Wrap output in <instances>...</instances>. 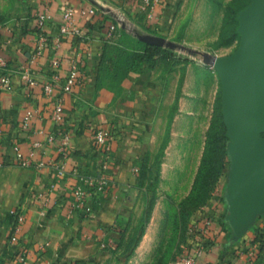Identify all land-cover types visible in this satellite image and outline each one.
I'll return each instance as SVG.
<instances>
[{
	"label": "crops",
	"instance_id": "1",
	"mask_svg": "<svg viewBox=\"0 0 264 264\" xmlns=\"http://www.w3.org/2000/svg\"><path fill=\"white\" fill-rule=\"evenodd\" d=\"M191 1L153 0L151 7L144 8L142 0H0V56L13 79L11 90L0 91V157L5 160L0 166V264H19L16 247L10 241L13 222L9 215L16 208L25 213L20 241L46 244L44 253L32 257L29 264H60L65 260L103 264L108 252L98 245L102 227L116 225L120 232L114 235L118 239L122 227L125 229L138 214L139 172L134 168L142 169L146 156L156 155L161 148L181 72V96L162 166L163 177L168 164L181 168L182 179L170 181L176 191L185 192L181 198L188 193L201 162L217 98V73L205 65L170 59L161 50L144 76L126 60V54L143 49L138 34L187 43L191 26L182 35L181 30ZM67 4L76 9L80 35H69L54 47L52 41L59 35ZM92 7L97 9L94 16H81L80 9ZM44 10L51 12L52 19L43 31L47 36L44 49L30 65L40 84L30 88L14 71L26 65L41 44L36 15ZM113 23L117 29L108 36ZM131 26L138 29L135 34ZM55 55L62 59V79L73 56L77 55L81 64L78 82L63 96L62 128L70 134L65 155L59 150L58 138H46L59 127L51 120L52 101L42 90V83L53 75L50 62ZM58 93L59 89L55 90V95ZM29 108L39 110L40 115L25 128L22 120ZM99 125H110L114 130L105 169L113 183L94 199L92 213L68 215L75 179L68 174L58 176L55 165L63 163L67 172L79 167L94 173L104 158L92 138L93 129ZM35 141L40 143L35 146ZM23 159L28 164H21ZM40 162L46 164L41 166ZM186 174L189 184L182 190Z\"/></svg>",
	"mask_w": 264,
	"mask_h": 264
},
{
	"label": "rangeland",
	"instance_id": "2",
	"mask_svg": "<svg viewBox=\"0 0 264 264\" xmlns=\"http://www.w3.org/2000/svg\"><path fill=\"white\" fill-rule=\"evenodd\" d=\"M182 1L179 0L178 4ZM251 1L192 0L188 16L183 24L184 31L191 26L187 35L188 42L184 43L181 39H170L186 47L172 49V53L175 55L173 59L175 61L188 60V62L198 65H205L209 70L216 72L213 67L202 61V57L198 53H191L188 49L209 51L218 55L233 52L238 47L240 40V33L239 35L234 33L236 24H238L237 29L239 27L238 15ZM120 26L119 24V28ZM130 29L134 34L138 31L135 26H131ZM164 48L167 49V47ZM221 93L222 85L218 76V102L219 100L221 102ZM175 109L173 116L176 112ZM172 121L173 117L171 121L168 119L163 134V139L166 134L168 136L166 141L171 136ZM229 141L230 139L225 140V143H214L213 149L204 159V164L198 165L191 187L183 198L181 196L185 192L176 191V187H173V183L170 181V179L178 177L182 179L181 168L168 164L165 166V177H163L162 155L165 152L164 148L162 153L159 149L160 151H157L156 155L148 154L143 160V174L137 180L140 195L138 214L124 227L125 229L122 227V235L117 239L116 247L108 251L106 258L103 259V264H173L180 259L186 247L187 235L184 227L186 219L191 217L193 221L202 223L205 216L214 220L212 226L217 233L215 235L216 242L210 250L202 255L199 261L217 259L213 264H247L248 259L242 256L241 252L238 255V252L249 247L255 233L262 231V236H264V215H260L256 219L254 225L240 241L232 240L231 229L225 221L227 209L225 194L230 171ZM205 142L206 133L204 147ZM195 177V187L192 189ZM188 184L189 180H187L186 174V178H183L181 182L182 190L187 189ZM176 186H178V182H176ZM258 257L263 259L259 264H264V252L258 253Z\"/></svg>",
	"mask_w": 264,
	"mask_h": 264
},
{
	"label": "water",
	"instance_id": "3",
	"mask_svg": "<svg viewBox=\"0 0 264 264\" xmlns=\"http://www.w3.org/2000/svg\"><path fill=\"white\" fill-rule=\"evenodd\" d=\"M240 40L229 54L188 49L217 72L223 120L229 136L230 171L225 221L240 240L264 215V0H252L238 15ZM141 41L186 48L161 35L138 34Z\"/></svg>",
	"mask_w": 264,
	"mask_h": 264
},
{
	"label": "built area",
	"instance_id": "4",
	"mask_svg": "<svg viewBox=\"0 0 264 264\" xmlns=\"http://www.w3.org/2000/svg\"><path fill=\"white\" fill-rule=\"evenodd\" d=\"M143 7L149 8L153 5V0H142ZM80 14L83 17H92L97 13V9L82 8ZM52 19V14L49 10H44L36 15V25L39 28L41 44L39 45L36 53L32 54L28 63L15 69L14 72L18 73L21 81H23L30 88H35L39 85V79L31 71V63L42 53L45 43L47 42V36L43 33L46 23ZM76 9L74 5L67 4L64 8L62 20L59 26V35L52 41L54 47L59 46L62 39L69 35L78 36L80 35L79 28L76 24ZM117 29V24L113 23L109 25L108 36H111ZM78 55V54H77ZM73 56L68 64L67 71L64 78L62 79L59 73L62 59L60 56H53L51 59V67L53 68V75L42 83V90L44 94L52 101L51 120L58 125L57 130L52 131L46 135L48 141H53L56 138L59 139V150L65 155L69 149L70 134L69 131L62 128L63 124V96L64 93H70L73 87L78 82L81 76V64L78 56ZM13 88V79L10 71L6 69V61L0 56V91L11 90ZM59 89V93L55 95V90ZM40 111L29 108L25 111L22 124L23 127H28L37 117H39ZM114 130L110 125H99L92 131V138L95 146L103 153L104 158L100 162V166L94 173L89 172L85 169L75 167L68 171L65 169L63 163L55 165V169L58 176L73 177L75 179L71 187V196L68 206V215L73 213H81L83 215H89L93 212V201L100 194H104L108 191L109 187L113 183L111 178L106 174V162L110 147L111 140L113 138ZM40 142L35 141L34 145H38ZM4 158L0 157V166L4 165ZM21 164H28V160H22ZM46 164L40 162L39 165ZM134 171L139 172V168L135 167ZM14 214V221L11 228L10 241L16 248L15 260L19 264H29L32 261V257L39 256L44 253L46 244L41 243L37 246L32 243H23L20 241L19 234L20 229L25 221V213L22 209L16 208L12 211ZM213 219L205 216L202 223L193 221L191 219L187 229V241L186 247L184 248L180 259L175 261L173 264H197L199 259L207 250L215 244V235L217 234L213 230ZM116 225L103 226L100 233L99 249L101 251H109L111 248H115L117 245V239L115 233H119ZM241 252V253H240ZM264 252V236L259 237V240L249 245L247 249L239 250L242 256H245L249 262L247 264H259L263 259H259L258 253ZM60 264H81L74 260H65Z\"/></svg>",
	"mask_w": 264,
	"mask_h": 264
},
{
	"label": "trees",
	"instance_id": "5",
	"mask_svg": "<svg viewBox=\"0 0 264 264\" xmlns=\"http://www.w3.org/2000/svg\"><path fill=\"white\" fill-rule=\"evenodd\" d=\"M236 22L238 23L237 19H236ZM237 25L238 24H236V28H235L234 33L239 35ZM184 28L185 27L183 26V28L181 30V35L184 32ZM161 50L164 51L165 55L167 57H169L170 59L174 58L173 56H175V55H174V53H172L173 52L172 49H169V48L165 49L164 47L144 43V47L142 50L134 51V52H128L126 54V60L131 64L132 67H134V69L138 70L142 75L147 76L149 74L151 68L153 67V65L156 62L157 54ZM185 62H188V60H185ZM183 81H184V73L181 74V78L179 80V84L177 87L176 100H175V103L173 104V107H172L173 110L171 109V112H170L169 117H168L169 121H171V118L173 117V111H174L175 107L177 106V102H178L179 96L181 94V88H182ZM216 135H219V136L217 137ZM167 139H168V136L166 134V136L163 139L162 144H161V148H160L161 153H162L164 146L166 145L165 143L167 142L166 141ZM225 140L226 141L229 140V137H228L227 130H226V127H225L224 122H223L221 102H220V100L218 102V98H216V102H215L214 109H213L212 116H211L210 125L206 131V142H205V147H204L205 151L202 154L200 166L204 164V159L206 158L208 152L213 149L214 143H221V142L225 143ZM142 174H143V166H142V169L139 170L138 179L140 176H142ZM195 182H196V177H195L192 189L195 187ZM9 219L12 222L14 221V214L13 213H11L9 215ZM190 221H191V217H189V219H186V222L184 225L185 233H187V229H188V226L190 224ZM262 234H263L262 231H260L257 234L255 233L254 238L251 239L249 245L258 241L259 237H263ZM74 261L79 262V263H83V260H74Z\"/></svg>",
	"mask_w": 264,
	"mask_h": 264
}]
</instances>
